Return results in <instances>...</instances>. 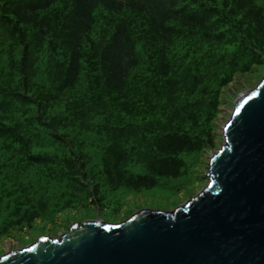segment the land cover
<instances>
[{
    "label": "trees",
    "instance_id": "obj_1",
    "mask_svg": "<svg viewBox=\"0 0 264 264\" xmlns=\"http://www.w3.org/2000/svg\"><path fill=\"white\" fill-rule=\"evenodd\" d=\"M263 56L264 0H0V240L101 194L188 191Z\"/></svg>",
    "mask_w": 264,
    "mask_h": 264
},
{
    "label": "water",
    "instance_id": "obj_2",
    "mask_svg": "<svg viewBox=\"0 0 264 264\" xmlns=\"http://www.w3.org/2000/svg\"><path fill=\"white\" fill-rule=\"evenodd\" d=\"M222 136L206 187L183 205L73 224L0 264H264V75L237 97Z\"/></svg>",
    "mask_w": 264,
    "mask_h": 264
},
{
    "label": "rangeland",
    "instance_id": "obj_3",
    "mask_svg": "<svg viewBox=\"0 0 264 264\" xmlns=\"http://www.w3.org/2000/svg\"><path fill=\"white\" fill-rule=\"evenodd\" d=\"M247 72L234 79L235 85L224 91L222 106L220 107L217 120L214 123V141L212 148H207L201 157L200 164L197 163L192 169L193 176H198L192 186L187 190H181L178 195L170 191L155 190L148 193H134L126 191L123 195L101 194V205L88 204L86 210L78 211L80 208L67 209L63 214L55 218L53 224H45L40 220L35 221V227H24L22 230H14L7 237L0 240V257L10 251L26 248L43 238H59L65 234L71 225L85 221L105 222L109 224H119L134 213L141 210L169 212L183 205L190 198L195 197L202 191L207 183L208 159L214 155L222 145V129L230 118L233 103L242 93L254 89L264 75V56L258 59V66L250 67ZM120 206L117 214L113 210ZM102 209V210H101ZM101 210V211H99Z\"/></svg>",
    "mask_w": 264,
    "mask_h": 264
}]
</instances>
